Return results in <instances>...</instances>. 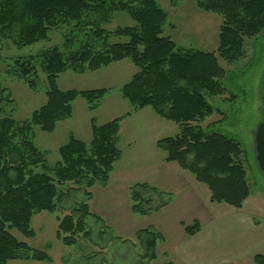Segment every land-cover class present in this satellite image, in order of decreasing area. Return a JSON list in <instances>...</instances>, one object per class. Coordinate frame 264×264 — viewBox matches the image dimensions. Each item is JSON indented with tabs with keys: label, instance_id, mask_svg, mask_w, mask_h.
<instances>
[{
	"label": "trees",
	"instance_id": "trees-1",
	"mask_svg": "<svg viewBox=\"0 0 264 264\" xmlns=\"http://www.w3.org/2000/svg\"><path fill=\"white\" fill-rule=\"evenodd\" d=\"M194 1L199 9L222 17L216 51L179 47L170 36H164L167 13L156 0H0V38L16 47L47 39L51 29L65 27L61 45L17 58L12 64L17 76L31 87L35 80L29 76L35 74L38 64L46 75L47 90L45 103L33 110L28 119L0 117V264H52L44 250L18 240L10 230L33 236L32 216L41 211L54 213L62 204V197L71 191H81L83 197L70 205L65 215L56 216V238L66 246L76 245L80 237L89 240L88 217L100 225V235L109 229L90 210L91 189L95 184H107L114 163L121 158V120L147 106L179 128L174 136L155 142L165 153L163 160L176 162L205 184L211 202L242 206L250 190L240 143L220 132L204 130L196 122L220 112L206 99V95L225 93V71L218 57L234 62L243 56L246 38L264 34V0ZM118 11L126 12L135 25L113 31L103 28ZM112 36H125L127 41L112 42ZM126 58L137 67L120 88L131 111L102 124L91 118L89 142L70 134L58 148L60 159L53 167L48 166L45 152L33 142V127L51 132L58 121L72 115V102L77 97L94 110L108 90H62L57 86L58 75L66 70L94 71ZM65 183L72 187L60 189L59 185ZM128 191L130 211L135 214L147 215L167 203L160 197L163 192L145 182L133 183ZM198 229L197 222L184 228L187 235ZM134 238L143 249L140 257L146 259L140 264L155 259L157 243L164 240L151 226L136 230ZM86 259V264H93L91 256ZM253 261L264 264V254H255ZM161 264L182 263L169 259Z\"/></svg>",
	"mask_w": 264,
	"mask_h": 264
},
{
	"label": "rangeland",
	"instance_id": "rangeland-1",
	"mask_svg": "<svg viewBox=\"0 0 264 264\" xmlns=\"http://www.w3.org/2000/svg\"><path fill=\"white\" fill-rule=\"evenodd\" d=\"M156 1L167 13L164 36H170L179 47L216 51L221 15L199 9L194 0ZM133 25L134 20L126 12L118 11L103 28L113 31L117 27ZM64 32L63 26L51 29L47 39L20 48L0 38V117L11 116L22 121L45 103L47 83L41 67L36 64L35 74L29 76L35 80L34 87H31L25 79L17 76L12 64L17 58L61 45ZM111 41L125 42L127 37L112 36ZM218 60L225 71L222 78L225 93L206 95V99L221 113L213 112L196 123L204 130L220 132L240 143L243 151L241 160L250 190L241 207L211 202L208 187L195 180L192 174L183 173L182 178L173 176L171 187L162 185L163 170L157 163L164 161L165 153L156 147L153 134L144 130L149 121L140 118L139 114L160 116L147 106L126 118L119 132L118 147L122 155L114 163L110 177L127 178V192L120 187L119 191L116 183L110 184L106 190H99L102 185L91 189L94 200L88 202L90 210L109 226L104 234H99L100 225L88 217L89 240L80 237L76 245L66 246L56 238V216L62 217L70 205L80 201L83 197L81 191L64 195L62 204L54 213L41 211L34 214L30 222L33 236L25 237L14 228L11 233L30 247L44 250L52 264H86L88 256H91L93 264L144 263L146 259L140 257L143 249L134 234L136 230L149 226L159 231L164 240L157 243V256L148 264H161L172 258L185 264H255L254 255L264 254V175L258 169L254 156V131L264 118V34L246 38L244 54L236 61L229 63L220 57ZM136 71L137 67L126 58L94 71L77 73L66 70L58 75L57 86L62 90L101 87L108 90L94 110H89L85 100L77 97L72 102V115L58 121L51 132L33 127V142L45 152L48 166L53 167L60 159L58 148L67 142L70 134L89 142L91 118L102 124L131 111V105L121 96L120 88ZM161 119L165 123L161 128L162 137L179 132L177 124ZM136 182L148 183L163 192L160 197L167 203L147 215L132 213L128 189ZM68 185L72 187L71 183H65L59 188L65 190ZM193 222L198 223L199 229L195 234L187 235L184 228Z\"/></svg>",
	"mask_w": 264,
	"mask_h": 264
},
{
	"label": "crops",
	"instance_id": "crops-1",
	"mask_svg": "<svg viewBox=\"0 0 264 264\" xmlns=\"http://www.w3.org/2000/svg\"><path fill=\"white\" fill-rule=\"evenodd\" d=\"M139 110L132 111V113H130L127 117L123 118V120L120 123V131L119 132H121L123 121L126 120V118H129V117H131V116H133L135 114H138L136 112L139 111ZM139 117L144 119L145 121H149V122H147L146 128L144 130L149 131L151 134H153L152 140L154 141V143L157 141V139L162 138L160 133L162 131L161 128L164 127L165 123H163V121H161L162 119L160 117H157L155 115H149V114H139ZM128 143L130 145V142H128ZM157 166H160L162 168V170H163L162 171V177H164L163 178L164 179V183H162V185L164 187H171L170 181L172 182V180L175 179L173 176H175V177L177 176V177L182 178V174L183 173H185L187 175L190 174V173H187L186 170H183L182 168H180L179 165L176 162L162 161L160 163H157ZM175 173H177V174H175ZM120 174H123V173H120ZM128 181L129 180L127 178H125V177H121L119 179H116L115 176L113 175L112 177L109 178L107 184L103 185L102 187H100L99 190H101V189L106 190L110 184L113 185L114 183H116L115 185L118 187V190H119V187H120L121 190L127 192V188L128 187H126V183L129 186ZM165 185H168V186H165ZM98 186L99 185H95L93 188H99ZM165 189H167V188H165ZM167 190L172 191L170 189H167ZM93 200H94V193L92 192L91 203L93 202ZM172 260L177 261V262H181L182 264H185L181 260H176L175 258H172ZM203 264H207V263H203Z\"/></svg>",
	"mask_w": 264,
	"mask_h": 264
},
{
	"label": "water",
	"instance_id": "water-1",
	"mask_svg": "<svg viewBox=\"0 0 264 264\" xmlns=\"http://www.w3.org/2000/svg\"><path fill=\"white\" fill-rule=\"evenodd\" d=\"M254 153L257 167L264 175V118L254 131Z\"/></svg>",
	"mask_w": 264,
	"mask_h": 264
}]
</instances>
